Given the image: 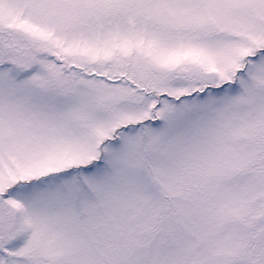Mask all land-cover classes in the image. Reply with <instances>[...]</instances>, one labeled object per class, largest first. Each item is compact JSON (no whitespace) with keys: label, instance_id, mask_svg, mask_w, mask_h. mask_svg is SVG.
Returning a JSON list of instances; mask_svg holds the SVG:
<instances>
[{"label":"snow or ice","instance_id":"snow-or-ice-1","mask_svg":"<svg viewBox=\"0 0 264 264\" xmlns=\"http://www.w3.org/2000/svg\"><path fill=\"white\" fill-rule=\"evenodd\" d=\"M0 264H264V0H0Z\"/></svg>","mask_w":264,"mask_h":264}]
</instances>
